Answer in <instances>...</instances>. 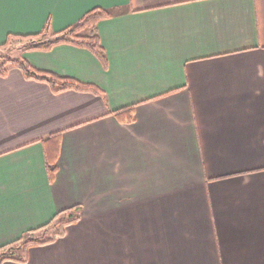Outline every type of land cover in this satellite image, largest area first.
I'll return each instance as SVG.
<instances>
[{
    "label": "crops",
    "instance_id": "crops-1",
    "mask_svg": "<svg viewBox=\"0 0 264 264\" xmlns=\"http://www.w3.org/2000/svg\"><path fill=\"white\" fill-rule=\"evenodd\" d=\"M95 7L105 65L68 43L22 57L101 93L0 75V247L80 205L0 264H264V0H0V44Z\"/></svg>",
    "mask_w": 264,
    "mask_h": 264
},
{
    "label": "trees",
    "instance_id": "trees-1",
    "mask_svg": "<svg viewBox=\"0 0 264 264\" xmlns=\"http://www.w3.org/2000/svg\"><path fill=\"white\" fill-rule=\"evenodd\" d=\"M113 11L101 7H95L87 11L77 22L66 29L55 32L51 30L49 21L42 29L35 34H9L5 42L0 44V48L5 47L11 41L27 40L29 44L23 51L31 49H48L54 45L68 43L90 50L103 65L106 63V55L103 46L100 43L97 32V24L102 19L108 18ZM0 65V75H5L8 71L6 65L19 68L27 78H34L40 81L48 82L55 91L74 89L78 91L101 93L102 90L95 84L83 82L73 77L62 75L53 71L37 69L32 66L22 56L4 57ZM114 116L123 122H131L134 119V106H126L117 109ZM52 136H57L52 135ZM51 147L47 148L45 163L50 177H53L57 165V146L58 137L50 139ZM80 205H73L57 213L45 224L26 231L19 239L18 246L0 247V251L11 248L10 252L0 253V263L6 259H14L24 262L26 260V249L29 246L42 245L53 242L57 237L64 234L67 225L76 222L79 219Z\"/></svg>",
    "mask_w": 264,
    "mask_h": 264
},
{
    "label": "rangeland",
    "instance_id": "rangeland-1",
    "mask_svg": "<svg viewBox=\"0 0 264 264\" xmlns=\"http://www.w3.org/2000/svg\"><path fill=\"white\" fill-rule=\"evenodd\" d=\"M29 44L27 40L22 41H11V43H8L7 46L0 48V65L3 63L4 57H20L22 56V53L24 52V48ZM8 68H11L12 66L6 65ZM13 68V67H12ZM17 68V67H16ZM11 248H6L4 250H1V252H10Z\"/></svg>",
    "mask_w": 264,
    "mask_h": 264
}]
</instances>
